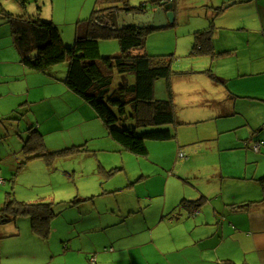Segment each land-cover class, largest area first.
<instances>
[{"label":"crops","instance_id":"0c3cea01","mask_svg":"<svg viewBox=\"0 0 264 264\" xmlns=\"http://www.w3.org/2000/svg\"><path fill=\"white\" fill-rule=\"evenodd\" d=\"M160 1L173 4L174 21L182 9L193 5L187 0ZM129 4L133 5L130 0ZM112 5L124 11L123 4L111 0L96 4L94 10L103 13ZM203 5L208 11L198 20L204 29L212 30L209 45L213 51L199 53L201 60L191 72L195 86L190 89H198L203 99L182 112L173 81L166 82L165 99L157 98L155 85L157 99L172 98L176 123L169 128L176 137L160 141L164 144L146 142L151 152L165 150L154 154V168L143 169L137 183L128 175L124 185H115L112 181L118 173L114 171H126V167H109L100 161L101 178H107V186L102 183L97 192L84 195L78 189L81 197L70 204L74 203V209L62 218L56 217L55 210L47 238L33 231L31 221L37 251L5 252L9 247L0 243V264H264V144L254 149L264 141V0H207ZM39 6L33 13L45 19ZM47 6L50 14L46 16L55 21V2ZM92 6L87 0L77 10L73 0H60L59 14L68 10L74 19H83ZM1 16L5 15L0 14V140L18 135L19 121L29 116L27 135L35 126L45 146L59 149L64 144L46 140L52 133L47 130L51 120L41 118L45 111L36 104L43 100L44 91L50 92L60 81L69 89L66 78L49 75L50 69L44 73L27 67L15 46L13 29L2 30L10 23ZM201 73L210 78L198 81ZM184 74L179 77L181 82ZM56 90L52 94L60 92ZM68 97L69 107L74 108L71 112L84 120L80 125L95 116L97 133L86 143L95 141L97 151L129 153L82 97L76 93ZM27 140L23 137L25 144ZM15 153L16 149H5L0 161L14 158ZM55 158L44 160L53 164ZM199 200L203 204L198 209L182 204ZM55 241L60 244L58 249L52 246Z\"/></svg>","mask_w":264,"mask_h":264},{"label":"rangeland","instance_id":"374dc122","mask_svg":"<svg viewBox=\"0 0 264 264\" xmlns=\"http://www.w3.org/2000/svg\"><path fill=\"white\" fill-rule=\"evenodd\" d=\"M28 1L30 2L29 6L22 9L14 0H0L1 7L8 13L14 15H35L33 12L37 8V5H40L42 11L44 10V18H47V20H50L51 18V16H46L47 14H50L47 9L49 8L50 10V7H48L47 4L52 5L53 7L55 2V11L52 15L56 20L54 21L52 18L51 19L58 26L57 28L61 32L66 46H74L76 43V37L79 34V23L81 22L82 24L85 22L84 19L92 17L94 7L98 3V0H89L93 5L91 11L86 14L83 19H74V17L70 16L68 10H65L66 12L62 11V16H60V0ZM73 1L78 10L81 9L83 2H86L87 0ZM205 1L207 0H187L188 3H193V5H187L182 9V15L167 27L153 28L149 31L145 38L144 48L136 50L137 53L139 52L154 57H162L170 62L173 73L169 81H173V91L176 95L175 100L179 103V109L182 110V112L188 108L190 109L198 99H203L202 95L198 96V89L196 91H190V89L195 86L191 77L194 71L193 65L196 61L198 63L201 60L199 53L197 54L196 51L193 53V33L194 31L198 32L200 29H204V26H202L204 24H202V20H198V16L205 15V11H208L203 5ZM130 2L135 6H140L143 4L142 2L147 4L150 3L149 6L154 5V7L157 8L159 7L157 4H160L162 1L130 0ZM110 7L112 9L114 8V5ZM140 8L142 11L143 7L140 6ZM137 12L140 11L137 10ZM102 19L104 22V18ZM9 26L4 25V27L1 28L2 30L3 28H12L11 24H9ZM99 44L102 57L115 56L121 50L120 42L117 38L100 39ZM68 69V63L62 62L53 65L52 68H50L51 72L48 73L49 75L54 73L53 76H56L57 78L59 77V79L62 80L67 77ZM185 71L186 74L182 75L184 78L182 80L184 85H182L179 77L181 73ZM187 71L189 73H187ZM198 76V81L201 78H210L204 73L198 74ZM129 78L130 81H133L132 75H130ZM119 80L120 77L117 76L116 83H118ZM167 81L168 78H162L155 82V85L157 84V98L165 99ZM52 82L55 83L56 81ZM60 82L61 83L56 82L57 85L52 87L50 92L44 91L46 94L43 97L42 95L40 96V99L43 100L37 101L38 103L36 105L45 111V114L41 116V118L47 121V117H49L51 120L47 125V130H51L52 133L47 135L46 140L60 146L64 144V146L59 149H50L48 148V144H46L47 146L45 149L47 151L50 150L49 152L51 153H59L67 150V153H61L55 156L56 158L53 160V164H48V162L44 160V158L47 159L44 156L32 157L37 154L36 151L30 152L23 149L25 144L23 137L26 140L29 137L26 132L29 116L20 120L19 134L11 135L0 140V154H2L5 149H16V155L14 158H4V160L0 161V209L4 207V204L10 199L16 202L32 204L44 202L52 203L54 210L58 212L56 217H65V213L70 212V209H74V207H72L74 203L72 205L70 204L81 197L78 194V189L81 191V195H84L85 192H97L102 183L104 186H107V178H101L100 161H103L109 165V167H123L124 165L126 171H114L115 175L118 174L116 176L114 175L115 177L112 181L115 185H124V182L128 180V175L133 183H137L143 169L150 171V169L154 168V154L165 153V150L157 152L155 148L153 152H151L149 147V154L147 156H137L126 152L120 153L114 151L108 153L102 150L97 151L100 148L93 144L95 141L86 143L88 138H91L92 135L97 133V127L95 126L96 122L94 121L95 116L92 114L90 117L92 120H88L80 125V123L84 122L81 114L79 115L71 112L74 108L69 107L71 99L68 96H70L71 93H74L63 87L66 86L64 82ZM56 89L60 90V92L52 94L57 92ZM66 90L70 93L64 95ZM54 96L61 97L62 100L56 99ZM190 98L196 100H190ZM86 104L90 106L92 111L94 110L89 103L86 102ZM20 109L23 110V107ZM87 116L89 117V114H87ZM147 129L151 128H146L145 130ZM80 139L82 142H79ZM147 142L164 144L160 141L154 140H148ZM104 144L106 145V143ZM22 149L24 152L21 151ZM66 204L68 205L67 210H65ZM72 212L74 213V211ZM4 220L2 214L0 216V243L3 245V248L9 247L8 250H4L5 252H10L11 250L24 252V250L31 251L33 248L34 251H37L36 248L38 247V243L32 240L30 228L31 220L29 217L22 216L17 218L16 221L9 223H6ZM24 220H26V222ZM55 234H57V232H53V236H55ZM16 244L18 245L17 247H15ZM52 246L55 249H58L60 244L55 241V243H52ZM7 261L13 262L12 259ZM19 262L21 263V261Z\"/></svg>","mask_w":264,"mask_h":264},{"label":"trees","instance_id":"16d2710c","mask_svg":"<svg viewBox=\"0 0 264 264\" xmlns=\"http://www.w3.org/2000/svg\"><path fill=\"white\" fill-rule=\"evenodd\" d=\"M16 1L22 9L30 3L28 0ZM111 1L123 4L122 8L129 12L141 11L140 6L130 5L129 0ZM105 2L107 0H98L97 4L100 6ZM102 11L97 8L91 18L82 24L80 22L76 43L74 46H66L61 32L52 21L37 15H14L0 5V14L5 15L12 25L14 43L22 62L44 73H48L55 64L67 62L69 69L65 81L68 88L93 107L108 127L112 138L124 150L137 156H147L148 140L166 141L176 137L175 132L169 128L176 123L172 98L159 100L155 97V82L162 78H168L169 81L173 70L165 58L136 52L144 48L147 33L153 28L128 26L114 29L104 26L103 19L98 17ZM211 34V29L196 32L193 53L213 51L209 45ZM110 38L119 40L121 50L115 56L102 57L99 40ZM116 75L120 77L118 83ZM130 75L133 81L129 80ZM122 76H125V80ZM29 131L25 151H36V156L47 159L67 153V150L59 153L47 151L44 138L36 127H30ZM257 143L261 148L264 141ZM182 204L198 209L203 201H186ZM2 214L4 221L30 217L33 231L47 238L50 234V221L56 212L52 203L32 204L10 199L0 209V216ZM225 264L235 263L228 261Z\"/></svg>","mask_w":264,"mask_h":264},{"label":"water","instance_id":"95a60500","mask_svg":"<svg viewBox=\"0 0 264 264\" xmlns=\"http://www.w3.org/2000/svg\"><path fill=\"white\" fill-rule=\"evenodd\" d=\"M149 4H141L140 6L143 7V10L140 12H129L127 10L119 12L118 9L113 8L100 13L98 16L104 18V26L114 29L128 26L134 28H164L174 22V12L170 10L173 7L172 3L162 1L160 4H157L159 6L157 8L154 5L149 6ZM121 78L125 80V76ZM125 83L127 84L128 82L125 81Z\"/></svg>","mask_w":264,"mask_h":264},{"label":"built area","instance_id":"2783aa9c","mask_svg":"<svg viewBox=\"0 0 264 264\" xmlns=\"http://www.w3.org/2000/svg\"><path fill=\"white\" fill-rule=\"evenodd\" d=\"M254 149H255L256 151H258V150L260 149V144L257 143V144L254 146ZM180 157H184V154L181 153V154H180Z\"/></svg>","mask_w":264,"mask_h":264}]
</instances>
